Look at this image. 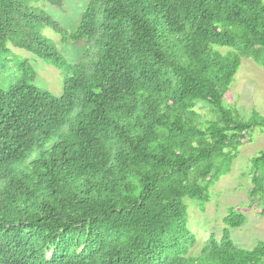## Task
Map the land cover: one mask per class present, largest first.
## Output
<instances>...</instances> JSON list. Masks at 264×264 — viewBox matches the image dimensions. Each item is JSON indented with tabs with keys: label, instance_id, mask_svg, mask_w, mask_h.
Listing matches in <instances>:
<instances>
[{
	"label": "trees",
	"instance_id": "trees-1",
	"mask_svg": "<svg viewBox=\"0 0 264 264\" xmlns=\"http://www.w3.org/2000/svg\"><path fill=\"white\" fill-rule=\"evenodd\" d=\"M46 3L64 0H0V264H264V241L232 238L234 207L194 253L184 202L206 204L264 131L224 104L243 59L264 67V0H86L73 30ZM46 28L84 42L80 59ZM13 47L58 67L62 93ZM249 174L264 204V150Z\"/></svg>",
	"mask_w": 264,
	"mask_h": 264
},
{
	"label": "rangeland",
	"instance_id": "rangeland-1",
	"mask_svg": "<svg viewBox=\"0 0 264 264\" xmlns=\"http://www.w3.org/2000/svg\"><path fill=\"white\" fill-rule=\"evenodd\" d=\"M85 5L86 0H64L63 8L50 4L45 5V8L63 27L73 30L78 24ZM44 33L55 41L58 49L69 62L74 63L80 59L86 46L84 42L64 43L61 36L51 28H46ZM12 50L18 54L12 55L13 63L21 57H26L33 64L37 72L36 85L56 95L62 93L65 77L58 67L24 49L13 47ZM7 75L9 76L8 73L5 74L4 80L8 79ZM224 104L237 109L246 119L251 117L254 109L264 115V67L250 58L243 59L234 82L224 96ZM198 109L203 125L215 116L212 113L213 106L205 102H199ZM261 150H264V131L255 129L239 147V153L231 171L211 186L206 204L203 205L200 200L191 197L184 198L188 206V226L197 237L194 253L199 251L211 233L221 237L225 226L223 220L233 207L246 216L242 226L231 229V235L236 244L252 248L258 241H264V204L263 200H252L251 175L249 174L251 158Z\"/></svg>",
	"mask_w": 264,
	"mask_h": 264
}]
</instances>
